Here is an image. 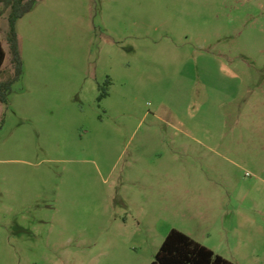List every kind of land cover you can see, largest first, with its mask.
Here are the masks:
<instances>
[{
  "label": "rangeland",
  "instance_id": "1",
  "mask_svg": "<svg viewBox=\"0 0 264 264\" xmlns=\"http://www.w3.org/2000/svg\"><path fill=\"white\" fill-rule=\"evenodd\" d=\"M16 30L0 264H151L173 228L264 264V0H39Z\"/></svg>",
  "mask_w": 264,
  "mask_h": 264
},
{
  "label": "trees",
  "instance_id": "2",
  "mask_svg": "<svg viewBox=\"0 0 264 264\" xmlns=\"http://www.w3.org/2000/svg\"><path fill=\"white\" fill-rule=\"evenodd\" d=\"M39 0H0L4 10L8 11L9 23L8 44L12 55L11 63L14 76L0 82V101L7 104L12 85L19 81L24 71L20 40L16 30L19 19L29 13ZM7 57V52L0 41V70ZM151 264H235L216 253L213 249L200 243L181 230L173 228L169 231Z\"/></svg>",
  "mask_w": 264,
  "mask_h": 264
}]
</instances>
